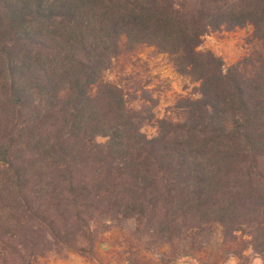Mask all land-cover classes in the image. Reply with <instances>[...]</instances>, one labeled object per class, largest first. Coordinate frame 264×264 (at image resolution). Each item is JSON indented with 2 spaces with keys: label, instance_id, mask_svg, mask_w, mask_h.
<instances>
[{
  "label": "trees",
  "instance_id": "trees-1",
  "mask_svg": "<svg viewBox=\"0 0 264 264\" xmlns=\"http://www.w3.org/2000/svg\"><path fill=\"white\" fill-rule=\"evenodd\" d=\"M245 26L234 63L199 49ZM142 46L197 95L156 117L145 82L105 77ZM128 219L163 264L212 225L264 264V0H0V264L90 256Z\"/></svg>",
  "mask_w": 264,
  "mask_h": 264
},
{
  "label": "rangeland",
  "instance_id": "rangeland-1",
  "mask_svg": "<svg viewBox=\"0 0 264 264\" xmlns=\"http://www.w3.org/2000/svg\"><path fill=\"white\" fill-rule=\"evenodd\" d=\"M250 38L249 26L215 32L204 37L199 49L211 50L220 56L227 66L250 50ZM117 75L146 83V90L157 101L153 108L156 117L165 114V109L173 105L179 96L197 95L195 89L198 83L175 73L167 57L156 53L152 47H140L136 52L122 57L117 66L105 73L107 79H116ZM143 130L148 135L154 132L150 124L144 125ZM133 227L134 220L128 219L123 229L111 228L103 233L90 256L72 252L64 255L49 254L38 257L32 264H127L128 257H135V254L139 255L136 257L137 264H163L155 251H147L137 246L138 240L132 234ZM244 255L249 261L226 255L221 245L220 228L218 225H212L210 239L201 250L168 264H262L259 257L251 254L250 249H246Z\"/></svg>",
  "mask_w": 264,
  "mask_h": 264
}]
</instances>
